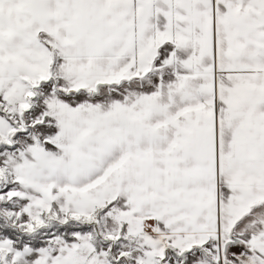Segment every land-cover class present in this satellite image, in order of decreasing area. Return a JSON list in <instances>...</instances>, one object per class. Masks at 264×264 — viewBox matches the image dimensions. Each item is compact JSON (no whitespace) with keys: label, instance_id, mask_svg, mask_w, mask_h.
<instances>
[{"label":"snow or ice","instance_id":"obj_1","mask_svg":"<svg viewBox=\"0 0 264 264\" xmlns=\"http://www.w3.org/2000/svg\"><path fill=\"white\" fill-rule=\"evenodd\" d=\"M0 264H264V0H0Z\"/></svg>","mask_w":264,"mask_h":264}]
</instances>
